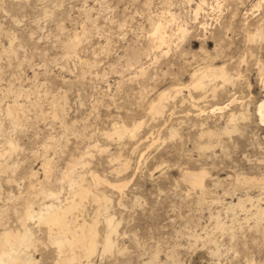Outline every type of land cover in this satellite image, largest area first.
Instances as JSON below:
<instances>
[{
  "label": "rangeland",
  "instance_id": "1",
  "mask_svg": "<svg viewBox=\"0 0 264 264\" xmlns=\"http://www.w3.org/2000/svg\"><path fill=\"white\" fill-rule=\"evenodd\" d=\"M170 15L177 17L167 27L172 42L152 50L153 24ZM178 25L186 30L182 40L175 36ZM256 31L264 38V0H0V149L8 138L18 145L0 166V233L19 229L29 183L71 197L59 183L61 172L97 142L88 167L77 170L83 186L93 187L94 173L126 187L123 195L96 187L110 198L118 228L113 251L101 256L106 227L99 218L92 264H264V217L227 210L246 194L261 198L257 188L234 185L237 175L264 177V123L256 112L264 100V40L248 39ZM205 64L224 65L235 85L215 98L210 91L194 93L203 98L197 108L169 102L161 118L146 116L159 92L187 85L189 74ZM182 93L187 100V90ZM232 98L235 104L224 112H211ZM230 113L245 114L238 130L200 153V127L192 124L219 131ZM134 122H144L139 137L159 138L149 150L102 135L114 123ZM45 160L52 167L48 181L40 169ZM125 161V172L112 171ZM200 169L207 173L204 194L181 177L183 170ZM84 207L88 220L97 204L90 197ZM30 223L38 240L31 251L35 264H52L55 250L45 227Z\"/></svg>",
  "mask_w": 264,
  "mask_h": 264
},
{
  "label": "bare ground",
  "instance_id": "2",
  "mask_svg": "<svg viewBox=\"0 0 264 264\" xmlns=\"http://www.w3.org/2000/svg\"><path fill=\"white\" fill-rule=\"evenodd\" d=\"M259 5H261V3H258L257 8ZM176 18L177 17L174 15H170L168 20L164 22L159 20L157 23L153 24L151 30L152 36L150 37L152 50L162 51L165 45L167 46L172 42L174 34H172L167 27L169 23L176 21ZM185 33L186 30L184 27L178 25L177 34L175 36L182 40ZM248 39L259 42L260 44L264 40L261 31H256L254 34L249 35ZM76 40H78V34L73 35L71 49L76 47ZM138 50H141V48H138L137 51ZM138 53L139 52L135 50L133 54L134 60H136ZM84 63L87 62L83 61V64ZM143 70L142 68L140 71L141 75H144V73H142ZM261 82L264 85V79H261ZM227 85H235L234 77L228 72L224 65L205 64L204 66H198L189 74V82L187 85L173 87L159 92L156 98L149 103L146 116L151 117L153 121L161 118L167 110L169 102L173 104L179 102L180 106H182L188 101L192 107L197 108L198 102L203 98L201 96H195L194 93L197 94V92H199L204 95V93L210 91L212 97L215 98L219 91ZM184 89L188 92L186 95L187 100L182 93ZM235 102L236 98H232L228 101L227 105L221 107L216 106L217 108L213 109L211 112H215L216 110L224 112L229 106L235 104ZM6 110L8 117L14 115L12 108L8 107ZM256 112L260 122L264 123V100L257 104ZM201 114L202 111L197 116L199 117ZM244 115L245 114L242 113L239 115L236 113L228 114L225 120V127L219 131L207 128L206 122L201 121L199 125L192 124V128L197 126L200 127V134L197 137L201 143L198 145L197 150L200 153H206L213 148L212 141L219 140V143L222 142L220 141V135L236 132L238 130L237 121L239 119L244 120ZM143 124L144 122H134L132 125L126 126L124 124L114 123L111 129L103 132L102 135L111 140L113 138H116L118 141L128 139L134 143V145L139 142L140 145H144L145 150H149L157 143L159 138L153 137V134L139 137L138 134ZM180 124L181 122H179V125ZM169 135L171 138H174L177 135V129L171 127L169 129ZM203 141L206 142L204 143ZM2 146L5 147L0 149V166H5L6 157L14 153L18 149V145L13 139L8 138L5 141V145ZM98 148L99 145L97 142L89 143L78 153L76 159L67 163L65 169L61 172L59 183L69 188L71 197L62 199V193L59 190L55 191L48 189L40 182L37 185H34L33 182L29 183V187L32 190L29 193V200H27L24 204L25 206H23L24 209L23 212H21L22 217L19 219V229H4L0 233V264H35L36 261L31 251H36V242L38 240L35 237L36 233L34 234L32 228L28 226L30 222H34L35 224L33 225L37 224V228L45 227L48 243L55 250L56 257L52 264H92V258L98 252L99 241L97 224L100 222L99 218L101 216L106 227V234L101 243V256L113 251L114 242L111 236L117 234L118 224L115 223L114 215L110 212V198L104 193H99L96 187L98 185L111 186L116 189L120 195H123L126 184H111L105 177L100 178L94 173H90L93 187L86 188L83 186V176L77 173L79 168L88 167L89 162H87V159L92 157L90 152ZM137 148L138 147L135 146L132 152H136ZM143 156L144 153L140 155V160ZM111 160L119 161V157ZM128 167L129 164L125 161L112 171L116 174H121L125 172ZM40 169L43 171L45 179L48 181L49 173L52 169L50 161L45 160L41 164ZM191 171H182V181L192 189H198L201 194L206 193V171L204 169H200L196 172ZM36 174L37 173H34L32 176ZM234 185L241 188H257L261 191V198L255 200V198L253 199L246 194L245 196L238 197L236 202H230L227 210L234 212L236 209H239L241 212H251L257 221L261 220L264 217V177L257 178L237 175L234 179ZM36 186L39 187L36 188ZM90 197L93 202L97 204V209L93 212L92 218L87 220L85 219L86 211L84 201ZM255 225H257V223H255ZM262 228L264 229V227ZM259 229L261 228L259 227Z\"/></svg>",
  "mask_w": 264,
  "mask_h": 264
}]
</instances>
